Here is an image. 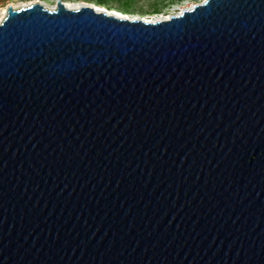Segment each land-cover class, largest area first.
I'll return each mask as SVG.
<instances>
[{"label":"water","instance_id":"water-1","mask_svg":"<svg viewBox=\"0 0 264 264\" xmlns=\"http://www.w3.org/2000/svg\"><path fill=\"white\" fill-rule=\"evenodd\" d=\"M0 264H264V0L8 7Z\"/></svg>","mask_w":264,"mask_h":264},{"label":"rangeland","instance_id":"rangeland-1","mask_svg":"<svg viewBox=\"0 0 264 264\" xmlns=\"http://www.w3.org/2000/svg\"><path fill=\"white\" fill-rule=\"evenodd\" d=\"M58 1H61L69 9H77L79 7L89 5L98 8L99 10L106 11L110 14H123L118 10L120 1L117 0H105L106 5H97L95 0H0V14L3 10H7L8 7L13 9L26 8L33 4H40L44 8L53 10L56 8ZM173 0H165L163 3L161 0H133L132 12L131 14H123L129 19L135 20H148V21H162L170 17L178 16L182 11L189 10L192 7L199 5L204 2V0H182L180 2ZM108 6L113 7L109 10ZM161 6L162 11L159 14H154L153 10L155 7ZM1 17V16H0Z\"/></svg>","mask_w":264,"mask_h":264},{"label":"trees","instance_id":"trees-1","mask_svg":"<svg viewBox=\"0 0 264 264\" xmlns=\"http://www.w3.org/2000/svg\"><path fill=\"white\" fill-rule=\"evenodd\" d=\"M91 1H93V0H91ZM117 1H120V2H121V5H119V7H118V10H119L120 13H123V14H131L132 12H134V11H132V9H131L132 4H133V0H117ZM164 1H165V0H161L162 3H163ZM175 1L180 2V1H182V0H173L172 3L175 2ZM95 2H96L97 5H99V6H101V5H106L105 0H95ZM162 8H163V7H161V6H157V7H155V9L153 10V13H154V14H159V13H161ZM108 9L111 10V9H113V7L108 6Z\"/></svg>","mask_w":264,"mask_h":264},{"label":"bare ground","instance_id":"bare-ground-1","mask_svg":"<svg viewBox=\"0 0 264 264\" xmlns=\"http://www.w3.org/2000/svg\"><path fill=\"white\" fill-rule=\"evenodd\" d=\"M98 9V8H97ZM6 14H7V10H3L2 13L0 14V23L3 21V19L6 17ZM116 17H119V18H125L127 16L123 15V14H116L115 15ZM128 18V17H127ZM169 19V18H168ZM145 22H153V21H148V20H144Z\"/></svg>","mask_w":264,"mask_h":264},{"label":"snow or ice","instance_id":"snow-or-ice-1","mask_svg":"<svg viewBox=\"0 0 264 264\" xmlns=\"http://www.w3.org/2000/svg\"><path fill=\"white\" fill-rule=\"evenodd\" d=\"M37 2H39V0H37ZM204 3L205 4H208L209 3V0H204Z\"/></svg>","mask_w":264,"mask_h":264}]
</instances>
